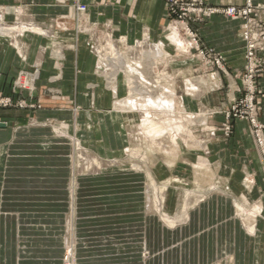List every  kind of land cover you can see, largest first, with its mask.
<instances>
[{"label":"crops","instance_id":"obj_1","mask_svg":"<svg viewBox=\"0 0 264 264\" xmlns=\"http://www.w3.org/2000/svg\"><path fill=\"white\" fill-rule=\"evenodd\" d=\"M206 1L217 6L246 2ZM254 1L264 6V0ZM76 2L87 6L84 18L106 25L115 36H125L128 42L141 36L156 41L163 37L169 22L167 0H0V24L12 21L18 9L20 24L27 26L36 22L54 35L25 31L16 36L9 30L12 36L6 29L0 32V92L15 100L19 96L28 100V107H0V162L3 165L0 264H60L63 232L58 221L62 216L59 209L65 200H58L51 189L58 188L59 181L66 176L68 152H62L65 146L61 139L44 133L40 127L42 121L67 119L84 140L87 130L90 132L91 126H96L100 146L106 154L121 155L127 142L123 114L106 110L112 106L113 94L92 84L96 81L93 73L96 59L88 48L85 34L75 31ZM194 25L201 41L222 52L233 72L242 67L244 42L239 20L215 14ZM13 40L24 47L25 61L13 47ZM52 43L54 48L48 46ZM58 49L64 57L62 78L53 80V72L58 71L54 60ZM34 67H39L40 80L33 96L13 93L12 81L18 72ZM48 86L59 88L63 97L44 94ZM260 86L258 105L260 120L264 123V77L260 79ZM224 121V115H220L212 123L220 125ZM178 123L181 125L176 135L184 128L181 120H176ZM210 149L214 162L206 164L203 171L191 167L194 163L184 158L187 153L183 146L172 154L181 160L167 161L181 162L179 170L194 178L197 191L215 184V178L219 182L216 190L201 202L186 197L173 230L165 228L161 238L155 217L132 211L131 218H138L146 225L141 230L144 232L135 233V228L132 234L143 236L146 243L131 247L125 243L88 246L80 253L79 264H125L119 259L124 251L137 254L136 264H264V166L250 124L235 121L230 140L219 138ZM132 182L136 189L140 187L139 181ZM175 193L174 200H177ZM86 198L91 199V195L85 196L84 201H88ZM124 210L123 205L120 211ZM101 211L96 208L99 213L95 218L105 216ZM95 218L89 217V220ZM143 246L152 252L147 262L140 259Z\"/></svg>","mask_w":264,"mask_h":264},{"label":"rangeland","instance_id":"obj_2","mask_svg":"<svg viewBox=\"0 0 264 264\" xmlns=\"http://www.w3.org/2000/svg\"><path fill=\"white\" fill-rule=\"evenodd\" d=\"M252 2L258 7V13L264 20L261 14V9L264 6L255 3L254 0ZM77 3H75V27L77 28L75 31H79L83 26L87 29L77 33L85 34L88 42L93 43L88 45V48L96 59L93 71L96 81L92 84L96 87L100 85L101 89L113 94L112 106L106 110L123 114L127 142L121 155L106 154L100 146L99 132L94 125L91 126L90 132L87 130V137L84 140L76 134L75 128L67 119H47L41 122L40 127L44 133L61 139L65 146L62 145V152H68L66 155L69 163L66 165V176L59 181L58 188L51 189L52 193L57 195L58 200H65V204L63 203L59 209L62 216L58 221L63 232L60 264H79V255L83 250L88 249V246L101 244L111 246L110 244L125 243L131 247L135 243H146L143 236L138 237L136 234H132L133 229L137 228L134 230L135 233L139 231L142 233L144 231L141 230L146 227L145 223L138 221V218H131L132 211L139 212L144 217H155L157 233H161L162 238L163 230H173L177 226L179 222L177 217L183 210L187 196L194 202L197 200L201 202L219 185L218 179L215 178V184L197 191L194 178L179 170L178 164L181 162H174L177 164L167 162L171 158L177 160L182 158L174 157L171 152L166 153L162 147L157 145L155 147L150 146L147 140H143L144 137L141 135H144L147 126L142 124L140 112L135 109H127L128 107L123 104L115 106L116 101L124 100L130 95L135 96L134 98H145L147 95L144 92L152 87L156 92L154 93L155 96L165 93L168 95L169 101L173 97L176 114L168 115L167 106L162 105V110H165L168 117L157 120V125L167 129L168 133L176 135L177 127L181 125L176 124V120H181L182 125L192 131L199 141L198 143L190 145L180 137L177 141L179 146L186 149L187 154L184 155V158L187 157L189 162L194 163L191 167L193 169L199 168V171H203L209 162H214L211 160L213 153L210 145L219 142V138L229 141L234 132L235 121H247L250 124L256 148L264 166V123L260 120L258 105V97L261 94L260 79L264 77V74L256 78L257 84L254 95L247 91L244 71H246L245 66L248 61L245 57V41L241 37L243 19L235 20L240 21V37L244 42V63L242 67L233 72L228 67L222 52L201 41L200 34L194 25L196 22L189 24L193 32L191 34L182 22L179 24L177 20L169 21L164 27L163 37L156 41L151 39L154 42H163L166 55L155 58L149 48L145 47L143 49L144 54L137 53L136 56L131 57L128 47L136 46L139 41L144 42L146 36H141L134 42H128L125 36H115L109 27L91 22L83 17L84 14L78 18ZM245 4H247V0L243 5ZM20 21V12L17 9L12 21L1 22L0 32L3 33L6 29V33L12 36L15 33L17 36L22 29L18 25ZM44 30L49 33L50 29ZM27 31L42 34L41 30ZM174 32H177L178 38L180 37L179 39L184 42V45L174 40ZM193 36H196V43ZM114 40L118 44L116 50L111 46V41ZM12 43L18 54L24 52L26 55L25 49L19 44V41L13 40ZM48 46L55 47L53 43ZM91 46L103 48L102 56L96 49L97 53L94 52ZM218 54L223 55L224 61L220 60V63L217 61ZM57 56L58 58L56 55L54 56V60L55 68L58 71L53 72L51 77L53 80L62 78L60 70L63 67L64 57ZM36 68L39 69V67H34V69ZM21 72L19 71L12 81V91L18 93L17 95L27 93L32 97L40 80V71H23L31 75L35 73L38 75L37 78L29 75V84L34 87L32 90L27 88L15 89V86L20 84L18 80ZM112 81L117 82L118 91L116 94L112 89ZM170 92L172 97H170ZM44 94L63 97L62 91L55 86L46 87ZM2 97L11 96L0 92V98ZM27 101L24 97L19 96L16 100L13 99V106L28 107ZM21 104H25V106H21ZM36 107H39L38 103ZM76 109L78 110V107ZM220 115H224L225 121L220 125L212 123ZM2 178L3 165L1 161L0 181ZM132 181H139L140 187L136 189ZM87 184H89L87 188L83 187ZM116 186H118L119 191ZM1 190L0 188V195ZM174 192L178 195L177 200H174ZM89 195H91V199L89 197L86 198L88 201H84V197ZM123 205L125 210L122 212L120 209ZM132 207L133 209H131ZM96 208L97 211L107 208V211L100 212L105 216L95 218L94 215L99 213L96 212ZM85 216L88 217V220ZM117 216L120 219L116 218ZM89 217L92 219L94 217L96 220H89ZM98 229H103V232H99ZM159 247L161 249L163 245ZM128 250H132V248ZM125 252L127 251H124L119 257L123 263H138V261L135 262L138 260L137 254H132L130 251ZM140 253V259L143 258L145 262L152 256V252L146 246H143Z\"/></svg>","mask_w":264,"mask_h":264},{"label":"built area","instance_id":"obj_3","mask_svg":"<svg viewBox=\"0 0 264 264\" xmlns=\"http://www.w3.org/2000/svg\"><path fill=\"white\" fill-rule=\"evenodd\" d=\"M253 0H247V4L242 6L236 5H222L217 6L208 3L206 0H167L168 3V17L169 21L177 20L180 24L181 22L185 25L186 30L193 34L192 29L190 28L191 22H201L204 21L205 18L215 15L221 14L230 19H243L242 29H241V37L245 41V57L248 61V64L245 66L244 78H245V88L251 94L254 95L256 92V78L264 74V20L260 17L258 13V7L252 2ZM76 8L79 11L78 18L81 17L84 12L87 10V6L82 3H77ZM80 15V16H79ZM17 26V23H16ZM27 30H31L29 28L21 29L19 31L20 34L24 33ZM85 27H81L79 31H86ZM42 34L45 36H54L45 33V31L41 30ZM196 36H193V40H195ZM16 43V42H15ZM93 43L88 42V45H92ZM92 47V46H91ZM99 47V46H96ZM101 48V47H100ZM22 49V47H21ZM95 51V46L92 47ZM116 50V47H115ZM57 55L63 57L60 51H56ZM55 52V53H56ZM97 53V52H96ZM22 59H26V55L24 52H20L19 54ZM54 55V56H55ZM101 55V54H100ZM224 61V57L221 54H218L217 61L220 63ZM59 66V64H57ZM58 66H56L58 68ZM19 76V85L15 86L17 88H27L34 89L33 86L29 84V75L33 76V78H37V73L31 75L27 72L29 70H21ZM32 71H39L38 68ZM236 103V102H235ZM13 98L11 97H2L0 98V106L2 107H10L13 106ZM25 106V104H21V106ZM236 107V105H235ZM253 107V106H251Z\"/></svg>","mask_w":264,"mask_h":264},{"label":"bare ground","instance_id":"obj_4","mask_svg":"<svg viewBox=\"0 0 264 264\" xmlns=\"http://www.w3.org/2000/svg\"><path fill=\"white\" fill-rule=\"evenodd\" d=\"M18 25H20V27H22V29L29 28V29L35 30V31L36 30L37 31H40V30L45 31L39 25H37L36 22H31L27 26L20 24V23ZM45 33H47V32L45 31ZM49 33L52 34L51 30H49ZM173 38H175L174 40L179 42V44L184 45V42L181 39H179L180 37L178 38L177 32H174ZM111 46L113 49H115V47H117L118 44L114 40V41H111ZM145 47L149 48V51H151V54L155 58H157L160 55L161 56L164 54L166 55L163 42H154L150 39V37L146 36L144 42L141 43L139 41L136 46H129L128 47V50L130 51V56L134 57V56H136L137 53L140 55L144 54L143 49ZM96 50L99 54L104 53L103 48L96 47ZM128 82H129V80H128ZM112 83H113V85H112L113 92L116 93L117 92V86H116L117 82L112 81L111 84ZM146 84H148V83H146ZM190 85H192V84H190ZM138 90H141V89L138 88ZM157 92L159 93L160 91H157ZM144 93H145V95H147V97L144 96L145 98H134L135 96L130 95L128 98H126L124 100L116 101L117 105L123 104L125 107H128L127 109H131V110L135 109L138 112H140L142 124L147 126L146 132L144 133V135H141L144 137L143 140H147V143H149L150 146L155 147L157 145L160 148L162 147L166 153L171 152L172 154L173 153L176 154L180 149V146H179L178 141H177L178 137L183 138L186 142L190 143V145L199 142L195 138L192 131L190 129H187L185 127V125H183L184 128H181L180 133L178 135H173L171 133H168L167 129H164L163 127L157 125V122H156L157 120L165 119L168 117V115L172 116V115L176 114L175 104H174V100H173L171 92H170V97H172L171 101L168 100L169 97H167L168 95H165V93H160V94H158V96H155L154 93H156V92L153 89V87L151 89H147V91H145ZM180 99H182V98H180ZM162 105L167 106V108H168L167 110L169 113L168 115H167V113H165V110H162V108H163ZM153 140H155L156 142Z\"/></svg>","mask_w":264,"mask_h":264}]
</instances>
